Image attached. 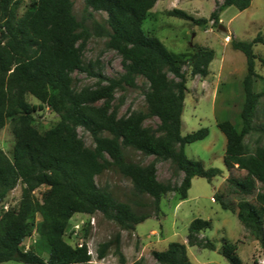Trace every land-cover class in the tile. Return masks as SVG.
I'll return each instance as SVG.
<instances>
[{"label": "trees", "instance_id": "obj_1", "mask_svg": "<svg viewBox=\"0 0 264 264\" xmlns=\"http://www.w3.org/2000/svg\"><path fill=\"white\" fill-rule=\"evenodd\" d=\"M162 0H86V8L104 12V23L92 18L91 26L80 22L74 14L72 0H31L24 15L19 16L23 0H0V131L10 121L15 136L13 158L0 150V264H94L86 246H72L65 232L75 214L101 213L123 231H134L150 218L138 214L130 203L120 202L99 188L96 177L116 170L129 178L136 193L149 195L160 209L162 198L176 192L182 200L196 177L212 181L222 176L218 168L206 169L202 161L190 159L188 144L202 141L208 128L182 135L183 112L188 91V66L191 76L207 77L215 59L213 49L195 45L193 53L176 54L156 36L143 29L144 21L157 2ZM253 0H224L219 12L229 7L239 11L250 8ZM92 16V14H89ZM171 16L206 27L209 20L196 19L175 9ZM211 19L219 20L214 12ZM92 36L107 39L106 47L116 51L123 60L124 73L119 78L95 74L99 84L80 91L74 88V72H88L84 50ZM264 44L258 35L252 42L232 41V47L246 57L247 75L243 80L245 102L240 113V126L229 120L218 124L227 144L224 163L228 171L245 170L241 178H230L235 193L251 196L257 181L264 184V109L263 120L254 125L260 94L254 90L258 77L254 46ZM264 64V60H262ZM143 77L149 84L146 93L148 112H132L119 117L112 103L115 92L125 86L137 87ZM264 94V88L263 92ZM40 104L32 105L26 96ZM102 102V105H98ZM48 107L60 117L59 122L44 134L34 126L33 113ZM158 118L157 129L144 122ZM79 128L89 132L95 147L85 145ZM255 133L258 145L249 153L244 138ZM107 134V135H105ZM262 145H261V144ZM124 148H132L146 157H154L149 165L127 159ZM170 161L175 173H183L180 186L158 180L157 163ZM19 182L25 185L17 207L4 210L1 205ZM48 190L42 201L34 198L41 186ZM225 210L229 207L217 196ZM239 221L259 242L264 255V193L254 201L238 203ZM42 220L36 223V216ZM208 220L197 218L189 226L188 243L172 242L165 251H154L159 264H192L188 246L215 250V244L199 234L208 229ZM37 232L36 242L24 250L25 239ZM120 254L121 234L100 248L103 258L113 247ZM238 244H223L222 256L229 264H243L237 254ZM49 258L45 263L43 255ZM121 262L125 259L121 257Z\"/></svg>", "mask_w": 264, "mask_h": 264}, {"label": "rangeland", "instance_id": "obj_2", "mask_svg": "<svg viewBox=\"0 0 264 264\" xmlns=\"http://www.w3.org/2000/svg\"><path fill=\"white\" fill-rule=\"evenodd\" d=\"M72 1L74 14L80 22L91 26L92 18L102 23L106 21L107 14L87 9L86 0ZM30 2L31 0H23L18 10L19 16L24 15ZM223 2L224 0H162L156 3L143 23V29L147 34L158 37L176 54L193 53L192 47L195 45L215 50L216 56L207 77H192L191 69L188 66L184 67L188 77V91L182 117V135L208 128V137L188 144L185 151L190 159L202 161L206 169L218 168L223 174L212 181L201 177L194 178L186 200H182L176 192L168 193L162 198L159 210L155 208L152 197L136 193L132 181L120 172L112 169L97 176L96 184L99 188L110 192L120 202L130 203L138 214H147L150 218L136 226L134 231H123L115 222L107 220L99 212L93 215L75 214L66 229L65 240L72 246L79 243L89 244L93 251L91 257L94 264H159L153 252L167 250L172 242L187 244L189 226L197 218L210 221V227L202 231L199 237L204 241L206 238L210 239L216 249L188 246L192 264H229L221 254L223 244L226 242L238 244L237 254L243 264H264L259 242L239 221L236 211L242 199L254 201L257 194L264 193V184L257 181L256 191L251 196H240L235 193L229 179L244 177L247 172L240 169L227 170L224 163L227 140L218 128V124L225 120L240 126L239 117L245 102L243 80L247 75V63L244 54L232 47V41L252 42L258 35L264 38V0H253L250 8L244 11L229 7L219 12ZM175 9L183 10L196 19H208L209 22L206 27H202L192 21L171 16L170 12ZM214 12L219 13L217 22L211 19ZM106 41L105 38L92 36L86 44L83 59L88 72L73 73V85L77 91L86 87H97L99 78L95 74L119 78L124 73L122 57L116 51L108 49ZM254 51L257 56L256 73L264 77L262 62L264 44L257 43ZM263 88L262 81L256 77L254 90L260 94V98L254 117L255 126L263 120ZM148 91L149 84L143 77L137 79V87L125 86L116 90L112 106L118 111V116H128L132 112H148L145 97ZM26 100L32 105L40 104L31 95H27ZM98 105H102V102ZM33 116L34 126L42 134L60 120L59 115L48 107L35 111ZM144 125L157 129L159 119L149 118ZM78 132L87 147H95L89 132L82 128H79ZM244 144L249 153H255L258 135L255 133L247 135ZM14 146L15 136L12 124L8 121L0 131V150L12 159ZM123 150L130 161L143 165H149L154 161V157H146L132 148ZM157 177L161 182L180 186L184 174L175 173L170 161H160L157 163ZM24 188L25 185L19 182L1 204L4 210L19 205ZM47 190L48 187L45 185L39 187L33 194L34 198L42 201V195ZM217 196L227 204L228 210L222 207ZM41 220V215L37 214L36 223ZM77 226L80 228L76 229ZM117 234H121L120 254L113 246L103 258H100L102 244L113 240ZM37 235L34 231L32 236L25 239L22 245L24 250H29L36 242ZM43 257L47 263L48 254L45 253ZM121 257L125 259V263L121 262ZM3 264L22 263L11 261Z\"/></svg>", "mask_w": 264, "mask_h": 264}, {"label": "built area", "instance_id": "obj_3", "mask_svg": "<svg viewBox=\"0 0 264 264\" xmlns=\"http://www.w3.org/2000/svg\"><path fill=\"white\" fill-rule=\"evenodd\" d=\"M93 224V223H92ZM78 228H76V229H79L80 228V226H77ZM77 246L79 247V248H82V247H84V246H86L87 247V249H88V254L90 255V256H92L93 255V251L89 248V244H85V243H79V244H77ZM27 251V250H26ZM92 258V257H91ZM101 258V257H100ZM93 263V262H92Z\"/></svg>", "mask_w": 264, "mask_h": 264}]
</instances>
